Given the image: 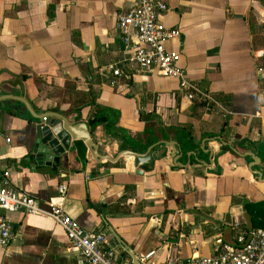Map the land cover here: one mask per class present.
Listing matches in <instances>:
<instances>
[{
    "label": "crops",
    "instance_id": "obj_1",
    "mask_svg": "<svg viewBox=\"0 0 264 264\" xmlns=\"http://www.w3.org/2000/svg\"><path fill=\"white\" fill-rule=\"evenodd\" d=\"M135 2L0 0V177L8 169L15 188L44 202L60 200L85 228L111 233L120 263L131 258L127 247L137 255L155 249L153 263L166 264L173 242L179 259L214 253L219 238L231 241L251 226L243 199L264 198V178L243 154L260 157L252 167L263 176L264 0H168L161 20L179 34L166 46L179 52L177 63L202 91L193 98L178 78L135 71L122 59L131 49L116 15ZM113 61L121 74L107 67ZM13 95L35 112L86 121L98 150L111 156L120 139L89 125L90 99L117 108L118 124L140 141L152 119L158 126L152 144L163 143L152 152L164 153L142 164L123 154L97 160L82 139L71 138L59 161L40 164L32 148L42 119ZM185 132L194 146L182 151ZM237 140L246 148H225ZM8 217L14 236L0 245V264H87L49 216L13 211Z\"/></svg>",
    "mask_w": 264,
    "mask_h": 264
},
{
    "label": "built area",
    "instance_id": "obj_2",
    "mask_svg": "<svg viewBox=\"0 0 264 264\" xmlns=\"http://www.w3.org/2000/svg\"><path fill=\"white\" fill-rule=\"evenodd\" d=\"M167 9L168 0H136L134 5L117 13L116 29L124 45L131 49V54L122 59H126L135 71L151 70L163 76L178 78L180 87L189 98H193L202 91L188 79L184 69L177 63L179 52L166 46L168 39L179 34L177 27L162 23L161 16ZM131 32L136 35L134 44ZM107 67L112 74H121L117 61L109 62ZM262 111L264 114V107ZM9 139L6 137V140ZM58 190L61 199L65 195L66 185L61 183ZM13 211L49 216L63 227L67 242L80 252L87 264H121L116 258V249L120 244L111 233L85 228L60 200L44 202L27 191L15 188L9 170L5 169L0 177L1 246L8 245L14 236L8 217V213ZM238 224L235 221L233 226L237 227ZM217 242L219 245L214 253H192L179 259L177 264H264V227L241 228L231 241L219 238ZM154 253L155 249H150L137 256L146 264H154Z\"/></svg>",
    "mask_w": 264,
    "mask_h": 264
},
{
    "label": "water",
    "instance_id": "obj_3",
    "mask_svg": "<svg viewBox=\"0 0 264 264\" xmlns=\"http://www.w3.org/2000/svg\"><path fill=\"white\" fill-rule=\"evenodd\" d=\"M13 96L20 99L26 105L27 109L33 116L42 119V121L35 126L36 138L34 139V146L32 148V156L40 164L43 162L50 164L51 161H59L60 155L70 146L71 138L82 139L90 149L93 157L97 160H113L118 155L123 154L129 159H134L137 164H142L151 160L152 158V147L154 146V144H150L144 151H135L130 148H121L114 156L106 153H101L98 150L96 141L90 135L88 124L86 123V121H78L75 123L69 122L63 114L52 110L35 112L26 98L19 95ZM225 148H229V145L226 144ZM231 148L233 150H236L234 147ZM208 151L211 155L212 150ZM243 154L251 156L252 159L249 162V167L251 168L252 172L256 173L261 179H263L264 175L262 176L261 170L252 167L260 162V157L251 150H246L243 152ZM188 162H190V160H188ZM181 165L184 164L182 163ZM138 171L142 172V168H139ZM126 249L128 250L131 258H123L121 264H146L138 258L134 250H131L127 247ZM118 251L119 249L117 248L116 258L120 261L121 258L117 255ZM178 260V243L173 242L170 246V252L166 264H177Z\"/></svg>",
    "mask_w": 264,
    "mask_h": 264
},
{
    "label": "trees",
    "instance_id": "obj_4",
    "mask_svg": "<svg viewBox=\"0 0 264 264\" xmlns=\"http://www.w3.org/2000/svg\"><path fill=\"white\" fill-rule=\"evenodd\" d=\"M91 106V112L87 119L90 126L94 127L97 124H101L106 131L107 134L115 135L119 137L120 144L119 148H130L135 151H144L148 145L155 143L158 140V130L157 125L155 124L154 120H147L145 127L143 129V139L140 141L132 137L124 127L118 124L119 118V110L115 107L109 105H103L96 101L93 97L88 102ZM83 145L82 141L78 142L79 153L82 155V161H85V157L83 155L81 146ZM163 143L158 142L152 147V151H156L159 147H161ZM193 147L194 144L192 142V137L190 136L189 132L183 133V137L181 138V150L185 149V147ZM243 147L242 140H237L229 145L231 147ZM182 150V151H183ZM164 152L160 151L157 154L152 152V158L162 155ZM151 158V159H152ZM191 159H199V156L196 158L191 157ZM243 208L245 209L249 221L250 227H243V229L248 228H257V227H264V198L256 201H251L248 199H243L242 201Z\"/></svg>",
    "mask_w": 264,
    "mask_h": 264
}]
</instances>
